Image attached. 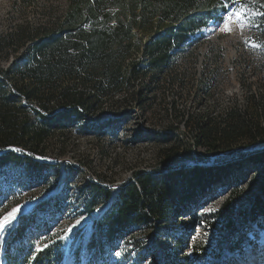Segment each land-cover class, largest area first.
<instances>
[{
  "label": "rangeland",
  "instance_id": "rangeland-1",
  "mask_svg": "<svg viewBox=\"0 0 264 264\" xmlns=\"http://www.w3.org/2000/svg\"><path fill=\"white\" fill-rule=\"evenodd\" d=\"M68 3L0 0V45L12 44L11 37L18 29L27 33L33 27L51 25L64 15ZM229 3L217 8L211 25L212 19L193 28L171 49L170 62L149 99L127 121H117L126 109L122 101L127 95V91H119L98 111L102 127L98 131L104 128L103 135L75 124L53 132L46 143L47 156L41 158L53 167L41 173L13 164L0 168V218L19 209L16 221L0 231V264H6L7 255L16 259V264H264V224L252 223L247 230H240L227 228L219 219L206 223L197 218L189 227L185 225L188 218H178L163 227H135L124 236L106 232V219L116 203L119 185L134 171L150 172L160 166L158 154L170 146L161 142L160 135L170 124L178 126L179 136L185 133L183 122L173 121L172 105L184 112L185 118L216 115L232 108L235 100L237 107H244L258 81L264 84V66L258 67L264 55V17H253L258 27L243 32L238 27L230 34L212 31L219 17L246 5H250L249 14L261 11L264 0ZM140 36L145 41L142 33ZM23 39L19 53L28 44ZM246 40L261 47L246 46ZM12 61V55L0 56V68ZM242 79L246 80L244 88ZM109 121H113L110 126ZM198 152L203 153L191 149V156ZM215 158L218 156L209 161ZM231 158H237L236 154ZM188 164L203 163L190 158ZM263 172L262 167L245 166L234 174L240 179L232 200L236 207L254 194ZM93 185L110 189V197L105 198ZM234 187L214 190L213 199L196 210L197 216L215 212ZM38 247L42 250L36 252ZM200 256L202 259L196 260Z\"/></svg>",
  "mask_w": 264,
  "mask_h": 264
},
{
  "label": "trees",
  "instance_id": "trees-1",
  "mask_svg": "<svg viewBox=\"0 0 264 264\" xmlns=\"http://www.w3.org/2000/svg\"><path fill=\"white\" fill-rule=\"evenodd\" d=\"M225 2L229 0H69L64 15L51 25L27 33L18 29L12 44L0 45L1 57H13L8 67L0 68V151L15 148L0 154V168L13 164L41 173L53 167L34 158L47 156L53 132L75 124L103 135L98 111L119 91L127 95L117 121H127L160 81L171 49L188 31L216 19L217 8ZM23 38L28 44L19 53ZM259 63V68L264 66V55ZM234 103L224 113L187 118L172 105L173 121L183 122L185 133L179 136L178 126L170 124L160 135L161 142L170 144L158 154L160 166L134 171L119 185L106 219L108 235L124 236L143 225L163 227L178 218H188L189 227L197 218L206 223L219 219L227 228L240 230L264 224V172L246 202L238 207L232 202L240 181L235 173L245 166L264 171V147L245 151L264 143V84L258 81L244 107ZM193 148L203 153L192 157ZM214 156L218 158L210 162ZM190 158L203 164L189 165ZM229 185L235 187L215 212L197 216L214 190ZM93 186L110 197V189ZM6 264H16V259L7 255Z\"/></svg>",
  "mask_w": 264,
  "mask_h": 264
},
{
  "label": "snow or ice",
  "instance_id": "snow-or-ice-1",
  "mask_svg": "<svg viewBox=\"0 0 264 264\" xmlns=\"http://www.w3.org/2000/svg\"><path fill=\"white\" fill-rule=\"evenodd\" d=\"M232 6L235 7V4H233ZM221 7H224L223 3ZM248 7H250V5H246L244 9H237L236 12L227 13L219 17L217 21H215L214 26L212 28L213 33L219 30L220 32H223L225 34H230L233 31L234 27H238L242 32L245 28L251 29L252 27H258L257 25H255L253 17H264V9L258 12L253 10L251 14H249V12L247 11ZM245 44L246 46H251L253 48L261 47V45H258L254 42H250L248 40L245 41ZM18 211V208H14L11 212H8L7 215H4L2 218H0V231L7 230L8 226H10L13 221H16ZM77 223H79V221H77ZM65 231H70V229ZM47 246V244L44 245V247ZM41 250L42 249L39 247L35 249L36 252H39Z\"/></svg>",
  "mask_w": 264,
  "mask_h": 264
},
{
  "label": "water",
  "instance_id": "water-1",
  "mask_svg": "<svg viewBox=\"0 0 264 264\" xmlns=\"http://www.w3.org/2000/svg\"><path fill=\"white\" fill-rule=\"evenodd\" d=\"M263 147H264V143H262V144H256V145L251 146L250 149H249V151L256 150V149H260V148H263ZM14 149L15 148H7V149H5L3 151H0V154H3V153L8 152V151H14ZM36 158L37 159H35V161H37V162L47 163V161L44 160L43 158L41 159V157H36ZM191 165H196V164H191ZM197 165H201V164H197ZM207 165H209V163Z\"/></svg>",
  "mask_w": 264,
  "mask_h": 264
},
{
  "label": "built area",
  "instance_id": "built-area-1",
  "mask_svg": "<svg viewBox=\"0 0 264 264\" xmlns=\"http://www.w3.org/2000/svg\"><path fill=\"white\" fill-rule=\"evenodd\" d=\"M230 3H228V5H229ZM227 5V4H226ZM226 5H225V7H226ZM213 21H214V19H212V20H210V22H209V25H211L212 23H213ZM204 32L202 31V32H199L198 34H203Z\"/></svg>",
  "mask_w": 264,
  "mask_h": 264
},
{
  "label": "bare ground",
  "instance_id": "bare-ground-1",
  "mask_svg": "<svg viewBox=\"0 0 264 264\" xmlns=\"http://www.w3.org/2000/svg\"><path fill=\"white\" fill-rule=\"evenodd\" d=\"M42 159V158H41Z\"/></svg>",
  "mask_w": 264,
  "mask_h": 264
}]
</instances>
